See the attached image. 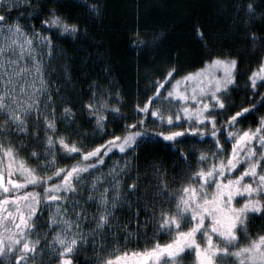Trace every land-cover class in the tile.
Returning <instances> with one entry per match:
<instances>
[{
  "label": "snow or ice",
  "instance_id": "6c2138e0",
  "mask_svg": "<svg viewBox=\"0 0 264 264\" xmlns=\"http://www.w3.org/2000/svg\"><path fill=\"white\" fill-rule=\"evenodd\" d=\"M254 3L244 5L246 26L255 16H264V11H255ZM0 5V116L5 118L0 121V260L4 264H81L79 253L89 247L96 252L95 264H175L185 250L194 255V264H216L220 259L264 264V223L250 231V218L264 217V114L255 115L264 107L260 90L264 56L244 81V100L252 103L241 106L243 101L229 99L230 90L240 87L238 59L211 55L209 49L195 71L178 74L181 68L173 63L150 80L140 93L146 98L131 108V122L124 124L119 121L129 115L109 105L119 92L113 96L90 81L88 99L79 105L64 103L59 115L70 124L78 108L82 119L93 121L91 138L102 143L84 150L88 134L71 143L70 136L57 135V100L63 98L50 81L55 69H48L54 41L77 36L79 24L70 22L55 5L27 7L31 0H0ZM21 7H27L26 16L11 15ZM85 7L99 13L96 3L85 0ZM42 10L46 15L39 28L21 23L36 19ZM193 29L194 37L208 49L202 27ZM159 38L160 33L149 41L137 36L133 44L143 47ZM248 38L259 37L253 33ZM172 59L178 61L179 53ZM248 116L255 123L248 121L244 127ZM109 117L111 128L106 127ZM149 121L153 128L145 127ZM29 135L34 147L27 156L36 161L34 166L19 157L18 149L28 145L13 139ZM145 139L174 149L182 167L169 176L167 168L160 171L154 164L148 190H141L145 177L138 169L133 176L130 159L112 162L107 172L97 171L113 150L128 156ZM184 140L207 144L205 150L178 148ZM73 156L79 158L57 166ZM125 207L129 215L122 219L119 213ZM45 209L48 214L42 219ZM160 234L170 238L163 243L152 239ZM142 237L147 246L127 247L133 238ZM83 264L92 260L85 257Z\"/></svg>",
  "mask_w": 264,
  "mask_h": 264
},
{
  "label": "trees",
  "instance_id": "16d2710c",
  "mask_svg": "<svg viewBox=\"0 0 264 264\" xmlns=\"http://www.w3.org/2000/svg\"><path fill=\"white\" fill-rule=\"evenodd\" d=\"M87 2L98 4L99 13H90L85 7V0H31V5L27 6L55 5L70 18V22L79 24L80 32L77 36H59L54 41L63 53L62 58L70 77L60 93L67 97L62 100L63 102L71 101L72 104L79 105L83 100H87L91 91L87 86L90 81L95 80L113 96L119 92V97L110 99L109 105H116L121 113L129 115L130 118L121 119L120 124L131 122L130 110L136 103H143L146 96L141 98L140 93L150 80L156 79L162 70L173 63H178L181 68V73L178 74L195 71L201 67L202 59L207 58L204 53L211 49V55L236 57L239 61L237 84L240 87L230 90L232 95L229 99L237 103L243 101L241 106L252 103L250 100H244V81L251 67L264 56V16H255L248 26L245 25L244 5L252 0H87ZM253 6L257 13L264 11V2L261 0H255ZM27 7L20 9L25 15ZM45 15V11L42 10L36 19L30 21L39 28V20ZM193 25L202 27L209 45L208 49L202 47V42L194 37ZM157 33H160V38L154 43H148L143 47L133 44L137 36L149 41ZM253 33L259 37L256 41L248 38ZM173 53H179L178 61L172 59ZM56 77L58 79V75ZM260 90L264 91V84L260 85ZM256 95L259 96L260 92ZM117 99L120 101L119 104ZM153 107H158V104H153ZM235 110L233 108L231 111ZM74 111L76 122L67 126L60 124L58 127L69 131V143L73 140H84L83 134L89 136L85 140L84 150L102 143L101 139L91 138L94 131L93 121L82 119L78 108ZM260 114H264V107L256 109L255 115ZM111 120L109 117V124L106 127H112ZM248 121L253 125L255 123L252 116H248L242 126L247 127ZM75 125L77 127H74ZM145 127L154 126L149 121ZM206 144L207 141L199 144L194 140H184L178 142L177 147L185 150L193 147L205 150ZM130 154L133 173L138 169L141 176L145 177L143 190H148L147 178L152 176L148 169H139L147 161L158 163L160 171L167 168L169 176L182 167L175 150L166 143L154 139L142 140ZM78 158L73 156L71 160H60L59 167L71 164L72 160ZM250 219L252 232L257 230L256 226L264 223V217L253 216ZM148 235L151 236V233ZM167 236L160 234L152 239L163 243ZM148 244L150 245V241ZM145 246L147 245L143 237L139 241L133 238L127 245L130 249ZM84 255L95 264L96 252L92 248L79 254L81 264ZM0 264L4 262L0 260Z\"/></svg>",
  "mask_w": 264,
  "mask_h": 264
},
{
  "label": "rangeland",
  "instance_id": "374dc122",
  "mask_svg": "<svg viewBox=\"0 0 264 264\" xmlns=\"http://www.w3.org/2000/svg\"><path fill=\"white\" fill-rule=\"evenodd\" d=\"M22 8L23 7L15 9L14 13H11V15L15 16L17 14V12L23 13V11H20V9H22ZM0 10H3L2 5H0ZM21 23L22 24L26 23V24H29V25L32 24L30 19H21ZM45 51H47L46 48H45ZM62 57H63V53L60 50V47L56 45V48L52 52V59H51V61L48 64V69H52V68L55 69V71L50 72V81H54L55 82L54 86H53V91L55 92L58 89L59 96L62 97L63 99H66L67 97L64 96V95H60V93H61V90L64 88V85H66L67 82H69L70 77H69V74H68V69H67L66 63L64 62ZM48 69H46V76L48 75ZM56 74L58 75V79L56 77L57 76ZM64 103H66V102H63V101H61L59 99L57 100L56 115H57V119H58V124H57L58 127H60L59 126L60 124H65L67 126V125H72L74 121L76 122V118L77 117H75V119L72 120L70 124L59 119L60 110L64 107ZM4 119L5 118L3 116H0V121H3ZM74 127H77V125H75ZM31 131H32V129L30 128L29 129V133H31ZM68 132L69 131L66 130V128H62V129H60V131L57 134L58 135L63 134V135L70 136V134ZM13 139L15 140V142L17 144H19L21 141H23L25 144L28 145L27 148H19L18 149L19 157L25 159L27 161L28 166H34L36 164V161L28 159V156H27V153H30L33 150V147H34L33 143L31 142L30 135L28 137L15 136V137H13ZM41 151H43V147L42 146H41ZM113 152H114V154H112V155H110L108 157V163H106L104 165L103 169H98L97 171L103 170L104 172H107L112 167V162L117 161V160H119V162L122 164L125 159H130V163H131V154L130 153H129L128 156H124V155H120L118 153V150H113ZM153 165L154 164L152 163V161H150V162L147 161L139 169L140 170L148 169L149 173L151 175H153ZM57 166L59 167V163L57 164ZM131 166H132V164H131ZM134 171L135 172L133 173V169H132L133 176L136 175L137 169H135ZM40 174H43V173H40ZM85 179L90 180V177H87ZM127 182H130V180L129 181H125V184ZM144 186H146V184ZM101 187H103V185H101ZM26 190H31V189H26ZM141 190H143V185H141ZM85 195H87V192H85ZM240 202L242 203V201H240ZM91 207H92V209H95V204H92ZM47 214H48V210L45 209L44 216L42 217V219L46 218ZM119 214H120L122 219L126 218L129 215L127 207L122 209ZM141 215H143V213ZM185 227H187V225ZM149 230H150L149 233H151L152 229L150 228ZM113 231H115V229H113ZM33 236H35V234H33ZM166 238L169 239L170 236L168 235ZM119 240L122 242L123 241V236L119 237ZM221 246H223V245H221ZM89 248H91V247H89ZM89 248L86 249V250H89ZM122 250H123V248H122ZM83 251L84 250H81L80 252H83ZM166 264H171V262H166ZM175 264H194V255L189 254L188 250H185V253L180 255L179 259L175 262ZM216 264H233V261H232V259H220V260H218L216 262Z\"/></svg>",
  "mask_w": 264,
  "mask_h": 264
},
{
  "label": "flooded vegetation",
  "instance_id": "af4514ba",
  "mask_svg": "<svg viewBox=\"0 0 264 264\" xmlns=\"http://www.w3.org/2000/svg\"><path fill=\"white\" fill-rule=\"evenodd\" d=\"M86 253V252H85ZM80 255L82 254V252L81 253H79ZM83 256V255H82ZM84 257H85V255H84ZM84 259V258H83Z\"/></svg>",
  "mask_w": 264,
  "mask_h": 264
}]
</instances>
